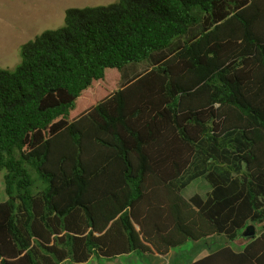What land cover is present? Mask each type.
I'll use <instances>...</instances> for the list:
<instances>
[{"label": "trees", "instance_id": "trees-1", "mask_svg": "<svg viewBox=\"0 0 264 264\" xmlns=\"http://www.w3.org/2000/svg\"><path fill=\"white\" fill-rule=\"evenodd\" d=\"M0 171V264L164 256L212 235L244 243L188 264H264V0L66 8L0 68ZM198 175L209 190L185 198Z\"/></svg>", "mask_w": 264, "mask_h": 264}, {"label": "rangeland", "instance_id": "rangeland-1", "mask_svg": "<svg viewBox=\"0 0 264 264\" xmlns=\"http://www.w3.org/2000/svg\"><path fill=\"white\" fill-rule=\"evenodd\" d=\"M114 1L116 0H0V68L14 69L21 61V45L43 30L61 26L66 8L107 4ZM191 13L199 16L200 10L198 7H193ZM187 37L188 33L173 39L170 46L155 52L153 56L168 53L172 45L184 41ZM151 63L152 59L149 57L141 62L125 65L121 69V79L117 86L120 87L134 75L149 69L152 66ZM110 72L112 69H109ZM202 169L203 166L192 165L183 172L179 180H186L190 174H196ZM3 175L4 171H0V201L7 199ZM208 190V183L202 175H198L186 184L181 194L186 198L196 193L205 196ZM240 242L241 240L229 242L222 235H212L198 241L189 240L180 247L171 249L164 256L151 254L137 256L131 253L113 259L92 257L84 263L66 260L60 264H188L223 245L240 249L242 247Z\"/></svg>", "mask_w": 264, "mask_h": 264}, {"label": "water", "instance_id": "water-1", "mask_svg": "<svg viewBox=\"0 0 264 264\" xmlns=\"http://www.w3.org/2000/svg\"><path fill=\"white\" fill-rule=\"evenodd\" d=\"M256 230L253 224H249L246 228L242 231V235L245 237H253L255 236Z\"/></svg>", "mask_w": 264, "mask_h": 264}, {"label": "crops", "instance_id": "crops-1", "mask_svg": "<svg viewBox=\"0 0 264 264\" xmlns=\"http://www.w3.org/2000/svg\"><path fill=\"white\" fill-rule=\"evenodd\" d=\"M185 198H186V197H185ZM240 243H241V245L243 246V243H244V242L241 241ZM134 254H135V253H134ZM135 255H137V254H135ZM137 256H140V255H137ZM154 256H157V255H154ZM204 256H205V255H204ZM202 257H203V256H202Z\"/></svg>", "mask_w": 264, "mask_h": 264}]
</instances>
